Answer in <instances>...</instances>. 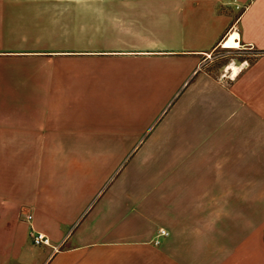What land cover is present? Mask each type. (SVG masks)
Returning <instances> with one entry per match:
<instances>
[{
  "label": "crops",
  "instance_id": "obj_1",
  "mask_svg": "<svg viewBox=\"0 0 264 264\" xmlns=\"http://www.w3.org/2000/svg\"><path fill=\"white\" fill-rule=\"evenodd\" d=\"M234 34L264 53V0H0V264H230L264 137V54L203 69Z\"/></svg>",
  "mask_w": 264,
  "mask_h": 264
},
{
  "label": "rangeland",
  "instance_id": "obj_2",
  "mask_svg": "<svg viewBox=\"0 0 264 264\" xmlns=\"http://www.w3.org/2000/svg\"><path fill=\"white\" fill-rule=\"evenodd\" d=\"M263 54L246 49H228L223 46L218 47L209 56H206L203 69L218 75L219 72L233 64L234 62H248L252 64ZM162 97V94H160ZM184 98L174 100V106L170 112L164 116L163 121H168L180 116L184 106ZM197 107L196 109H198ZM201 110V109H200ZM154 113V110H133L128 112L133 118L139 114L140 121H144ZM128 116V117H129ZM129 119H131L129 117ZM159 122V121H158ZM157 122V123H158ZM155 143L153 149H158ZM160 146L163 143H159ZM153 143H135L134 152L139 151L134 157V163L140 153L152 149ZM189 143L187 147L189 148ZM174 143L163 145L164 151L173 150ZM135 152V153H136ZM133 162V160H132ZM126 161L119 167L118 172L126 165ZM131 166V163L128 165ZM246 171L241 175L244 188L239 190L234 201V205L229 207L230 219L225 223V229L229 231V260L230 264H264V137L257 143V153L254 157H249L245 161ZM234 197L233 190L230 191ZM244 217V218H243Z\"/></svg>",
  "mask_w": 264,
  "mask_h": 264
},
{
  "label": "built area",
  "instance_id": "obj_3",
  "mask_svg": "<svg viewBox=\"0 0 264 264\" xmlns=\"http://www.w3.org/2000/svg\"><path fill=\"white\" fill-rule=\"evenodd\" d=\"M26 218L28 221H31L33 219V216L29 214V215H26ZM168 235L169 233L166 230L161 229L159 231V236L161 237L168 236ZM30 237L35 246H45V245L47 246L51 244L50 238L45 233L36 231L33 227H31V230H30Z\"/></svg>",
  "mask_w": 264,
  "mask_h": 264
},
{
  "label": "bare ground",
  "instance_id": "obj_4",
  "mask_svg": "<svg viewBox=\"0 0 264 264\" xmlns=\"http://www.w3.org/2000/svg\"><path fill=\"white\" fill-rule=\"evenodd\" d=\"M237 36H238L237 34L232 35L230 40L224 45V48H233V49L238 48L239 44L238 42L235 41Z\"/></svg>",
  "mask_w": 264,
  "mask_h": 264
},
{
  "label": "trees",
  "instance_id": "obj_5",
  "mask_svg": "<svg viewBox=\"0 0 264 264\" xmlns=\"http://www.w3.org/2000/svg\"><path fill=\"white\" fill-rule=\"evenodd\" d=\"M259 53H261V54H264V53H263V52H261V51H260Z\"/></svg>",
  "mask_w": 264,
  "mask_h": 264
}]
</instances>
